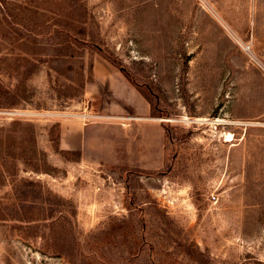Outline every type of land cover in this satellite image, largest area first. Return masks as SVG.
Segmentation results:
<instances>
[{
    "label": "rangeland",
    "instance_id": "obj_1",
    "mask_svg": "<svg viewBox=\"0 0 264 264\" xmlns=\"http://www.w3.org/2000/svg\"><path fill=\"white\" fill-rule=\"evenodd\" d=\"M103 57L165 124L161 170L60 151ZM0 264H264V0H0Z\"/></svg>",
    "mask_w": 264,
    "mask_h": 264
},
{
    "label": "crops",
    "instance_id": "obj_2",
    "mask_svg": "<svg viewBox=\"0 0 264 264\" xmlns=\"http://www.w3.org/2000/svg\"><path fill=\"white\" fill-rule=\"evenodd\" d=\"M93 77L87 92L100 96L105 90V103L98 107L95 120L82 115L60 120V151L78 153L83 163L161 170L169 160L168 134L151 102L104 57L94 59Z\"/></svg>",
    "mask_w": 264,
    "mask_h": 264
},
{
    "label": "trees",
    "instance_id": "obj_3",
    "mask_svg": "<svg viewBox=\"0 0 264 264\" xmlns=\"http://www.w3.org/2000/svg\"><path fill=\"white\" fill-rule=\"evenodd\" d=\"M106 58V57H105ZM120 69V68H119ZM120 71L130 80V82H132L141 92H142V90L140 89V87L137 85V84H135L132 80H131V78L123 71V70H121L120 69ZM143 93V92H142ZM145 96H146V94L145 93H143ZM146 98H148L147 96H146ZM148 100L150 101V99L148 98ZM151 102V101H150ZM151 104H152V102H151ZM152 109H154V106H153V104H152ZM164 126H165V124H164ZM59 128H60V126H59ZM165 128H166V126H165ZM58 140H59V132H58V139H57V142H58Z\"/></svg>",
    "mask_w": 264,
    "mask_h": 264
},
{
    "label": "bare ground",
    "instance_id": "obj_4",
    "mask_svg": "<svg viewBox=\"0 0 264 264\" xmlns=\"http://www.w3.org/2000/svg\"><path fill=\"white\" fill-rule=\"evenodd\" d=\"M91 116H93V115H91V114H83V115H82L83 118H88V117H91ZM94 116H95V115H94ZM200 120H201V119H200ZM203 120H204V119H203ZM231 136H232V134L229 133V134H228V137L230 138ZM229 140H230V139H229Z\"/></svg>",
    "mask_w": 264,
    "mask_h": 264
},
{
    "label": "built area",
    "instance_id": "obj_5",
    "mask_svg": "<svg viewBox=\"0 0 264 264\" xmlns=\"http://www.w3.org/2000/svg\"><path fill=\"white\" fill-rule=\"evenodd\" d=\"M215 198H216V196H215V195H213V196H212V199H215Z\"/></svg>",
    "mask_w": 264,
    "mask_h": 264
}]
</instances>
